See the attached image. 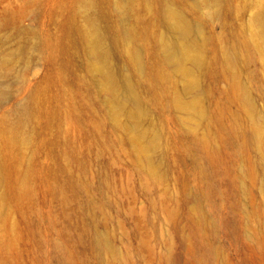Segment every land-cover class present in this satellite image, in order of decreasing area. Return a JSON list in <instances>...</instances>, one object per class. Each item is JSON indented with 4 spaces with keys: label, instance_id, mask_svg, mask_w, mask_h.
Returning a JSON list of instances; mask_svg holds the SVG:
<instances>
[{
    "label": "rangeland",
    "instance_id": "374dc122",
    "mask_svg": "<svg viewBox=\"0 0 264 264\" xmlns=\"http://www.w3.org/2000/svg\"><path fill=\"white\" fill-rule=\"evenodd\" d=\"M127 1L94 0L91 12L111 67L138 96L154 176L132 120L110 116L89 70L75 30L83 0H0V264H264L250 140L264 136V41L251 26L264 0H175L202 56L192 92L153 39L158 2L131 0L128 12ZM234 41L235 68L225 63ZM177 95H196L204 117L183 122Z\"/></svg>",
    "mask_w": 264,
    "mask_h": 264
},
{
    "label": "bare ground",
    "instance_id": "6f19581e",
    "mask_svg": "<svg viewBox=\"0 0 264 264\" xmlns=\"http://www.w3.org/2000/svg\"><path fill=\"white\" fill-rule=\"evenodd\" d=\"M122 1L123 0H120L121 3ZM156 1L159 4L157 14L161 18V26L163 31L160 34L156 33L153 39H156V43L163 55L167 58L169 65H171L172 71L185 79L184 90L192 92L196 89V87L193 85V69L199 66L202 62L201 53H196L195 50H193L191 43L193 28L191 27V24L189 23L185 14L180 10V4H178L175 0ZM220 1L221 0H204L208 7H217L220 4ZM255 1L256 3L262 2V0ZM178 2L181 3L180 1ZM127 5L129 6V12L132 6V1L128 0ZM93 8H95L94 0H83V3L80 5L79 12L82 16H84L85 24L83 28H75L82 43L86 46L89 70L98 86L107 95L106 102L109 107L110 116L113 117L115 121H118L119 117L121 116H124L128 120H132L129 121L131 122L130 127L133 126L136 132L133 144L141 154L140 157L142 161L146 163V171L149 175L154 176L153 160L152 158H149L145 155V150L152 148L153 142H145L140 140L144 139V136L142 135L144 132L141 131L142 128L140 127L142 110L140 109V106H138V96L134 92L133 86L129 79L118 75L111 67L108 61L110 57V51L107 47L103 46L102 34L99 32L91 12ZM216 14H219L218 11H216ZM251 26L256 31L255 37L264 41V6H259L258 12L251 19ZM241 51V43L239 41H234L232 48H228L226 51L225 63L228 66L235 68L237 66ZM18 56L20 61L23 60V62H25V59L22 58L20 52H18ZM1 59L2 58L0 57V65L7 64L4 58L3 60ZM9 59H13L10 62L16 60V54H14L12 57H9ZM5 98L6 95L0 86V102L5 100ZM243 102L246 105L249 103V107H251L250 100L245 94L243 95L242 103ZM177 103L180 111L185 113L184 120H187L183 122L186 124L189 125L190 123L192 125L204 117V111L199 106L196 95L190 100H185L181 97V95H177ZM26 108L27 105H23L20 107V111L25 112L27 110ZM134 118H136V120H133ZM192 120L196 121L193 122ZM191 121L193 123H191ZM129 122L126 124H129ZM196 124L198 125L199 123ZM250 140L257 149V153L260 155L259 165L264 187V136L260 133V131L254 130L252 131ZM97 246L101 250L105 249L106 247L109 248L106 244V239L103 236L98 238Z\"/></svg>",
    "mask_w": 264,
    "mask_h": 264
}]
</instances>
